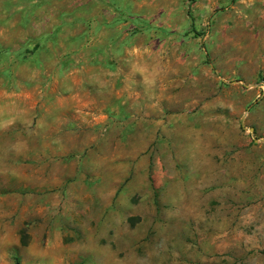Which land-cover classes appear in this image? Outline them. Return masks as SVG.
Returning a JSON list of instances; mask_svg holds the SVG:
<instances>
[{
	"label": "rangeland",
	"instance_id": "1",
	"mask_svg": "<svg viewBox=\"0 0 264 264\" xmlns=\"http://www.w3.org/2000/svg\"><path fill=\"white\" fill-rule=\"evenodd\" d=\"M0 264H264V0H0Z\"/></svg>",
	"mask_w": 264,
	"mask_h": 264
},
{
	"label": "water",
	"instance_id": "2",
	"mask_svg": "<svg viewBox=\"0 0 264 264\" xmlns=\"http://www.w3.org/2000/svg\"><path fill=\"white\" fill-rule=\"evenodd\" d=\"M248 131H249L250 133H253V129H252V128H249Z\"/></svg>",
	"mask_w": 264,
	"mask_h": 264
},
{
	"label": "trees",
	"instance_id": "3",
	"mask_svg": "<svg viewBox=\"0 0 264 264\" xmlns=\"http://www.w3.org/2000/svg\"><path fill=\"white\" fill-rule=\"evenodd\" d=\"M232 1V0H231Z\"/></svg>",
	"mask_w": 264,
	"mask_h": 264
}]
</instances>
